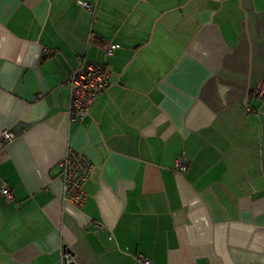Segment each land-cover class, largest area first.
I'll use <instances>...</instances> for the list:
<instances>
[{
    "label": "crops",
    "instance_id": "1",
    "mask_svg": "<svg viewBox=\"0 0 264 264\" xmlns=\"http://www.w3.org/2000/svg\"><path fill=\"white\" fill-rule=\"evenodd\" d=\"M80 58L113 73L71 123ZM263 79L264 0H0V264H62V247L79 264H264ZM68 145L93 163L81 208Z\"/></svg>",
    "mask_w": 264,
    "mask_h": 264
},
{
    "label": "built area",
    "instance_id": "2",
    "mask_svg": "<svg viewBox=\"0 0 264 264\" xmlns=\"http://www.w3.org/2000/svg\"><path fill=\"white\" fill-rule=\"evenodd\" d=\"M82 7L93 9L95 6L87 1H79ZM119 44L109 42L104 54L106 57L113 55ZM113 68L106 61L90 62L80 58L78 64L68 77L70 84V104L68 110L69 121L81 122L88 117L95 102L108 88ZM253 93L264 100V79L254 88ZM14 133L5 130L1 139L3 144H8L14 139ZM60 174L64 187V200L76 208H81L86 201L85 183L90 178L93 163L85 155L77 153L70 145L67 146L62 160L59 162ZM189 169V162L184 155L176 158L174 171L184 173ZM1 196L8 201L14 199L13 189L5 181L1 183ZM103 230V226H99ZM140 264H152V260L146 256L138 255ZM62 264H79L67 247L61 249Z\"/></svg>",
    "mask_w": 264,
    "mask_h": 264
}]
</instances>
